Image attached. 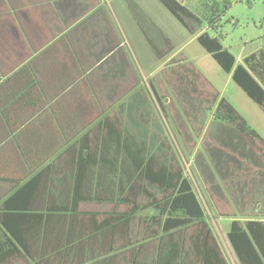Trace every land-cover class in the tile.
Wrapping results in <instances>:
<instances>
[{
	"label": "trees",
	"instance_id": "1",
	"mask_svg": "<svg viewBox=\"0 0 264 264\" xmlns=\"http://www.w3.org/2000/svg\"><path fill=\"white\" fill-rule=\"evenodd\" d=\"M158 1L194 34L189 22L201 21L188 8ZM196 41L264 114V49L237 63L217 37L204 31ZM189 91L213 107L217 122L259 141L264 160V142L225 99L195 85ZM115 111L101 113L23 180H3L14 186L0 200V264H227L152 111L123 108L122 118ZM227 239L239 264H264V216L233 219Z\"/></svg>",
	"mask_w": 264,
	"mask_h": 264
},
{
	"label": "rangeland",
	"instance_id": "2",
	"mask_svg": "<svg viewBox=\"0 0 264 264\" xmlns=\"http://www.w3.org/2000/svg\"><path fill=\"white\" fill-rule=\"evenodd\" d=\"M177 1L201 21L189 22L193 35L158 0H116L112 3L113 25L118 33L121 32L127 65L122 80L123 96L116 103L108 102L100 108H55L53 121L60 124V131L55 127L58 139L52 135L51 149L61 147L64 139L111 108H116L115 114L122 118L120 104L127 100V94L141 92L146 103L144 108L153 113L156 134L171 146L176 163L191 180L227 264H239L227 232L233 219L242 221L264 216L263 145L257 140L251 144L233 126L217 122L212 117L213 107L189 90L195 85L210 95L225 99L264 142L261 109L196 41L205 31L217 37L237 63H242L244 57L264 49V0ZM224 2L229 6L227 10L223 8ZM212 19L216 25L209 24ZM149 45L154 46L153 51ZM141 104L138 99L134 107L130 104L125 108H139ZM221 129L229 133L232 140L225 142L217 138V131ZM248 154L252 158H246ZM215 162L221 163L227 176L218 175ZM218 188L223 195H219ZM85 208L100 213L112 209L109 205L94 204Z\"/></svg>",
	"mask_w": 264,
	"mask_h": 264
},
{
	"label": "crops",
	"instance_id": "3",
	"mask_svg": "<svg viewBox=\"0 0 264 264\" xmlns=\"http://www.w3.org/2000/svg\"><path fill=\"white\" fill-rule=\"evenodd\" d=\"M114 1L0 0V200L14 186L4 179L23 180L57 155L55 108H100L123 96ZM127 96L120 107L139 99L144 108L141 92Z\"/></svg>",
	"mask_w": 264,
	"mask_h": 264
},
{
	"label": "flooded vegetation",
	"instance_id": "4",
	"mask_svg": "<svg viewBox=\"0 0 264 264\" xmlns=\"http://www.w3.org/2000/svg\"><path fill=\"white\" fill-rule=\"evenodd\" d=\"M229 134V133H228ZM228 134L227 133H225V132H223V130L221 129V130H219V131H217V138H219V139H222V140H226V141H230V140H232L231 139V137H229L230 136V134H229V136H228ZM225 141V142H226ZM227 144V143H226ZM228 145V144H227ZM233 147H235V146H233ZM216 150V149H215ZM216 152H217V150H216ZM250 155L248 154L247 155V157L246 158H248V159H250ZM252 158V157H251ZM220 161V159L218 160V162ZM216 163V165H215V170H216V172H218V175L220 174L221 176H227V174L225 173V169L224 168H222V165H221V163H217V162H215ZM220 167L222 168V169H220ZM227 171V170H226ZM261 180H263V179H261ZM218 190H219V195H223V192L221 191V189L220 188H218ZM248 197V196H247Z\"/></svg>",
	"mask_w": 264,
	"mask_h": 264
}]
</instances>
